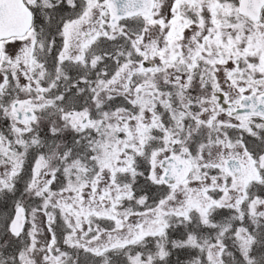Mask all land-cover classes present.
<instances>
[{"label":"snow or ice","instance_id":"1","mask_svg":"<svg viewBox=\"0 0 264 264\" xmlns=\"http://www.w3.org/2000/svg\"><path fill=\"white\" fill-rule=\"evenodd\" d=\"M0 264H264V0H0Z\"/></svg>","mask_w":264,"mask_h":264},{"label":"rangeland","instance_id":"2","mask_svg":"<svg viewBox=\"0 0 264 264\" xmlns=\"http://www.w3.org/2000/svg\"><path fill=\"white\" fill-rule=\"evenodd\" d=\"M6 211H7V209H3L2 207H0V214H3Z\"/></svg>","mask_w":264,"mask_h":264}]
</instances>
